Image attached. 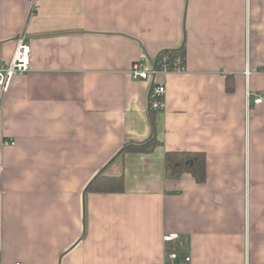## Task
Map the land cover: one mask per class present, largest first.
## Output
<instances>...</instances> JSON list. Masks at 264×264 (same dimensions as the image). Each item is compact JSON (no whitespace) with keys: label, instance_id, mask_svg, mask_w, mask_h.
Returning a JSON list of instances; mask_svg holds the SVG:
<instances>
[{"label":"crops","instance_id":"0c3cea01","mask_svg":"<svg viewBox=\"0 0 264 264\" xmlns=\"http://www.w3.org/2000/svg\"><path fill=\"white\" fill-rule=\"evenodd\" d=\"M20 35L31 69L0 88V264H165L167 233L190 264H264V0H0V67ZM164 50L186 69L158 76L151 112L154 79L130 70ZM167 151L206 153L207 181L169 177ZM101 173L124 191H89Z\"/></svg>","mask_w":264,"mask_h":264},{"label":"built area","instance_id":"2783aa9c","mask_svg":"<svg viewBox=\"0 0 264 264\" xmlns=\"http://www.w3.org/2000/svg\"><path fill=\"white\" fill-rule=\"evenodd\" d=\"M163 51L157 54L154 61L150 62L146 57L137 60L132 64L130 74L135 79H154V84L149 92V110L153 112L161 111L165 108V84L158 81V76L170 72H183L186 69L184 59L181 55L175 56L169 60V56L162 55ZM31 46L27 43L25 36L20 35L16 41V50L11 61L0 67V88L5 92L11 87L15 76L24 75L31 69ZM247 70V74H248ZM250 95V94H249ZM254 102L261 103L262 97L258 96ZM7 144L9 142H6ZM14 144V142H10ZM178 233H167L164 235L165 243H172L179 240ZM191 257L188 253L180 257L179 253L174 251L168 254L165 264H190ZM16 264H24L18 262Z\"/></svg>","mask_w":264,"mask_h":264},{"label":"trees","instance_id":"16d2710c","mask_svg":"<svg viewBox=\"0 0 264 264\" xmlns=\"http://www.w3.org/2000/svg\"><path fill=\"white\" fill-rule=\"evenodd\" d=\"M169 56L172 60L175 56L181 55L186 65L185 52L179 50H164L162 55ZM153 112V111H151ZM161 142L155 137L149 138L145 142L127 144L120 152H151ZM165 169L171 178H178L184 173H191L199 183L207 181V155L204 152L191 151H167L165 153ZM125 189V179L123 174L109 176L103 173L99 174L88 186L89 191L112 193L123 192ZM178 252L180 257L188 253V247L184 236H180L176 242L166 244V258L171 252Z\"/></svg>","mask_w":264,"mask_h":264}]
</instances>
